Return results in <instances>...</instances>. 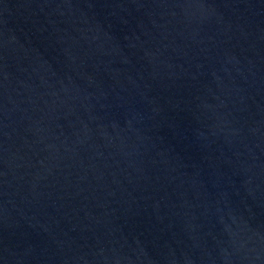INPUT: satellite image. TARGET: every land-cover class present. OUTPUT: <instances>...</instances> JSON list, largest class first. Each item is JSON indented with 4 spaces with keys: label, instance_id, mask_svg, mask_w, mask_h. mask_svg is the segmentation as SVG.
Returning a JSON list of instances; mask_svg holds the SVG:
<instances>
[{
    "label": "water",
    "instance_id": "95a60500",
    "mask_svg": "<svg viewBox=\"0 0 264 264\" xmlns=\"http://www.w3.org/2000/svg\"><path fill=\"white\" fill-rule=\"evenodd\" d=\"M0 264H264V0H0Z\"/></svg>",
    "mask_w": 264,
    "mask_h": 264
}]
</instances>
